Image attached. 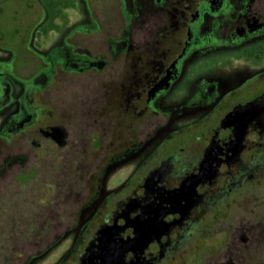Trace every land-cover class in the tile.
<instances>
[{
	"label": "flooded vegetation",
	"instance_id": "flooded-vegetation-1",
	"mask_svg": "<svg viewBox=\"0 0 264 264\" xmlns=\"http://www.w3.org/2000/svg\"><path fill=\"white\" fill-rule=\"evenodd\" d=\"M71 3L0 0V264H171L208 221L254 253L264 0Z\"/></svg>",
	"mask_w": 264,
	"mask_h": 264
},
{
	"label": "rangeland",
	"instance_id": "rangeland-1",
	"mask_svg": "<svg viewBox=\"0 0 264 264\" xmlns=\"http://www.w3.org/2000/svg\"><path fill=\"white\" fill-rule=\"evenodd\" d=\"M46 4L48 10V20L47 26L49 29L53 28L57 24V19L62 18H71V10H67L72 7L73 4L71 0H43ZM124 169L116 171L108 181V186L106 190L112 189L115 184L120 182L124 178L123 174ZM81 196L83 198L87 191L81 189ZM256 204L264 205V178L260 181V184L257 186L256 191ZM259 210V208H258ZM68 222L65 223L67 226ZM223 229L218 230L215 225V222L208 221L207 235L204 238L198 237L192 240L191 247L186 252L177 253L172 259L171 264H264V220L258 222L255 226V233L252 237L254 246L256 250L254 253H249V250H241L238 254L237 248L243 247V242L240 237L237 236L238 230L235 233L226 234V230L229 229L228 221H224ZM246 224L245 230L248 228ZM247 232V231H246ZM240 235V234H239ZM55 241L54 239L49 238L48 242L51 244ZM32 242V243H31ZM40 240L29 239V240H16V247L18 250H31L34 252L39 246ZM73 242V236H70L64 240L56 247L49 250V252L42 258L40 261L35 264H52L57 261L63 254H65L71 247ZM45 245V243H44ZM246 246L247 243H246ZM28 255L17 254L15 260L17 264H23L27 260Z\"/></svg>",
	"mask_w": 264,
	"mask_h": 264
},
{
	"label": "water",
	"instance_id": "water-1",
	"mask_svg": "<svg viewBox=\"0 0 264 264\" xmlns=\"http://www.w3.org/2000/svg\"><path fill=\"white\" fill-rule=\"evenodd\" d=\"M182 192H190L189 189L184 186L182 189ZM106 241V240H105ZM102 246L101 252H102V258L108 262V264H116L118 261V258L120 257V254H118L115 249L111 250L110 244L108 242H105Z\"/></svg>",
	"mask_w": 264,
	"mask_h": 264
}]
</instances>
